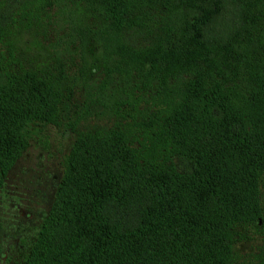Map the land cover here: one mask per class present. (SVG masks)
<instances>
[{"label": "trees", "instance_id": "16d2710c", "mask_svg": "<svg viewBox=\"0 0 264 264\" xmlns=\"http://www.w3.org/2000/svg\"><path fill=\"white\" fill-rule=\"evenodd\" d=\"M49 17L71 77L34 42ZM75 85L20 264H264V0H0V188Z\"/></svg>", "mask_w": 264, "mask_h": 264}, {"label": "rangeland", "instance_id": "374dc122", "mask_svg": "<svg viewBox=\"0 0 264 264\" xmlns=\"http://www.w3.org/2000/svg\"><path fill=\"white\" fill-rule=\"evenodd\" d=\"M43 24L46 32H34V42L39 43L43 56L47 53L45 59L49 52L51 63L56 53L65 74L71 77L77 73L78 59L72 55L71 63L61 48L67 35L62 20L58 17L44 18ZM54 62L57 63L56 60ZM81 101V89L75 85L67 99V111L61 126L38 125L28 129V147L8 171L0 188V264L21 263L26 246L47 212L61 174L62 156L74 137L65 123L75 116L74 110ZM258 244V237L247 230L244 238L236 243V250L242 255H251Z\"/></svg>", "mask_w": 264, "mask_h": 264}]
</instances>
